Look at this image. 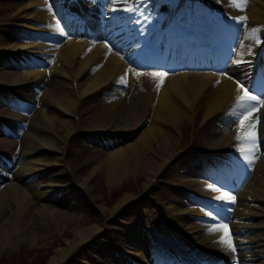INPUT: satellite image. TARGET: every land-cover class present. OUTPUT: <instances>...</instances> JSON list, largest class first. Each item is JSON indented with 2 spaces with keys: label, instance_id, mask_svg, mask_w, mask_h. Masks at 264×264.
<instances>
[{
  "label": "bare ground",
  "instance_id": "obj_1",
  "mask_svg": "<svg viewBox=\"0 0 264 264\" xmlns=\"http://www.w3.org/2000/svg\"><path fill=\"white\" fill-rule=\"evenodd\" d=\"M24 1L23 4L14 2L10 6L8 3L7 6L12 9L16 8L13 14L20 16L25 28V31H22L23 35L25 36V33L29 31L38 39L31 41L39 48L36 50L29 49V51L43 59L44 68L32 70L22 64L25 70L19 73L20 76L17 80L11 71L0 68V85L42 82L45 77V67L51 62V54H56L53 61H57V64L50 66L52 76L48 85L52 93H47L42 97V108L34 113L28 130L25 131L21 139L22 143L19 142L21 144L20 157L23 161L20 162L15 177L13 175L9 183L0 189V253H6L22 242L29 243V247L33 249L45 248L49 246L48 238H53L52 242H49L50 245L57 242L56 246H58L62 242L61 234L68 231L71 232V238L65 240V245L55 248L46 261V264H65L75 250L83 245H91L97 236L103 232L105 217L101 216L93 223L84 225V216L80 219L75 217L71 211L49 210L48 206L40 205L36 208V217L26 222L25 217L30 212L26 204L28 203L27 197L29 195L34 196L33 193L27 194V192L29 190L36 191L37 199L41 200L50 196L56 189L55 184L50 180L44 184L45 186H40L45 188L44 190H37L38 188H35L29 177L44 171L48 172L51 166H58L62 162V157L59 155L55 162L45 163L40 153L46 148L62 150L55 143L57 131L54 130V124L62 120V127L66 131L72 127V121L65 114L73 113L74 110L76 90L73 85L79 82L78 94L80 97H84L92 93L97 87L104 86L112 78L119 76L124 72L126 66H130V69L131 66H135L139 46L133 37L132 26L127 20L123 21V18L126 17L125 9L130 8L133 1L116 0L115 3H110L109 0H90L89 13L85 12V17L93 39L80 36L83 29L81 25L69 22L67 19L63 21L60 19V17H64L60 11L63 0ZM113 8L116 11H113ZM233 13L237 17L242 15L239 10H235ZM244 14L247 16V21L243 27V36H241L240 30L235 29V39L232 44L228 45L222 56L214 59V62L224 64L218 73L177 72L174 75L164 77L162 83H158L159 89L157 86L154 90L151 87L150 91L152 92L149 94H147L146 88H143L146 92L141 89L137 91L139 94L134 97L127 111L125 120L128 123L116 130H133L135 134H140L135 137L134 142L119 147L110 154L107 162L108 168L104 169V176L110 188L114 187L120 180L127 178L130 171L134 172L135 178L138 173L146 172L147 181L144 183V187H146L150 179L164 168L167 159L164 163L160 161L163 159V150L168 149L169 154H171L170 151H174V147H177L179 143L178 138L169 128L170 125L183 133L182 130L185 129L186 123H190L193 117L200 116L201 112H203V116L208 118L231 105L235 95L239 92L237 82L241 83L242 80L247 79L251 69V61L258 52H261V45L256 42V39L260 40L264 37V29L259 27L260 24H264V0H248ZM255 26L259 28L255 29ZM61 29L67 35H61ZM68 34H79L80 38H72ZM53 36H57L59 40L64 39V44L58 46L53 42L45 44L43 41H39L45 40V38H53ZM168 42V39H164L163 44L166 46ZM234 43H236L234 45L235 54L230 56L229 48L230 51H233L232 45ZM110 47L111 52H109ZM23 48L28 49L30 47L20 46L12 42L10 44L8 39L0 36V49L14 53ZM241 58L244 62L237 63L236 61ZM231 60L233 62L228 64ZM26 61L29 67L35 64L30 59ZM94 70H96L95 73H93ZM137 72L134 71V74L130 76L131 84L136 83L141 78L150 77L153 79V83H157L159 79L151 76V72L137 77ZM32 89L33 87L31 90H23L22 92L33 99ZM106 91L107 89L101 91L96 97L99 102L104 99L103 95ZM126 98L111 104L101 105L100 109L92 114V122L97 127L107 129L115 117L120 118ZM154 101L156 104L151 108L150 106ZM49 105H53L55 109H52L51 116H46L50 110L48 109ZM147 108L151 121H147L149 119V116H146ZM261 109V119L263 118L262 121L264 122V106H261ZM215 129L217 131L211 130L209 135L207 132L203 133L201 138L205 141V145L220 149L233 135L226 128L223 130ZM260 132L264 149V123L260 126ZM19 143H13L14 149ZM240 157L242 156L240 155ZM241 161L243 165H249L247 160ZM242 163L234 166V169L239 172L238 177L245 176L243 172L240 173ZM178 168H180L178 171L184 170L182 173L179 172L180 175L183 174L182 177L189 178L195 174L187 163H182ZM223 171L227 174L225 169ZM94 174L95 170L90 173V177ZM0 180L4 181L1 177ZM230 183L240 185L242 181L236 179L230 180ZM80 184L88 188L89 178L81 177ZM202 185L204 186V184ZM230 190L233 191V189ZM223 192L226 191H210L204 186L203 189L201 187L199 193L212 197L216 194L219 196ZM124 204L126 202H123L120 208ZM216 206L218 207V205ZM175 207L172 209L177 213L178 225L182 227L191 241L196 244H205L211 253L219 254L220 257H224L226 262L238 256L252 261L247 257L251 256L254 261L246 264H264L262 259V255H264V230L258 229L264 228V155L255 168L253 178L238 193V207H236V214L231 223L233 233L237 234L234 239L237 245L235 254L227 255L229 250L221 244L211 243L214 238L204 235L209 233V231L204 232L205 229L210 230L222 223L216 221L214 225L208 224V219L211 218L212 214L209 213L207 207L204 210L200 208L182 210L175 209ZM120 213L119 210L115 214ZM47 215H52L56 223L49 225L48 222L41 220ZM188 215H201V222L193 220L192 216ZM253 216L259 218L251 223ZM39 227L45 229V235L37 231ZM254 228L259 231L256 235L253 231ZM17 232L22 234L16 236ZM218 234L221 239L223 233L219 232ZM124 237L125 240L120 243L121 247L117 249L118 257L123 258L124 254L138 257L142 251L141 246H145V244L136 240L132 234L124 235ZM23 238H27L28 242ZM248 249L250 251L244 254Z\"/></svg>",
  "mask_w": 264,
  "mask_h": 264
},
{
  "label": "rangeland",
  "instance_id": "obj_2",
  "mask_svg": "<svg viewBox=\"0 0 264 264\" xmlns=\"http://www.w3.org/2000/svg\"><path fill=\"white\" fill-rule=\"evenodd\" d=\"M10 1H13V0H10ZM3 26H4V24L1 23L0 28ZM2 35L5 36L6 33L2 32ZM1 59H2V57L0 56V60ZM138 85H140V84H138ZM144 86L148 87L149 83L148 82L144 83ZM133 94H134V92H133ZM130 102H131V99L127 103H130ZM2 107L5 108V106H2ZM4 111H6V109L0 108V115H4V113H3ZM126 121L127 120H125V122ZM129 122H131V121L129 120ZM127 123H128V121L124 124H127ZM64 133H65V129H63L60 132L59 136L62 137L64 135ZM64 139H65V137H64ZM201 143H203V142L201 141ZM59 145L61 146L62 143H60ZM13 149L14 148L11 147V144L8 146L4 142L2 143L0 140V151L3 150V151L13 153L14 152ZM102 152H103V156L105 157V159H107L108 158V152L106 153L104 150L103 151L94 150L91 153L87 154L84 158H81L80 160H79L77 155H73L71 158V163L75 167H78V168H80L82 165H85L86 163L92 162V164H93V162L96 161L98 154H100ZM47 156H49L51 158L49 159L46 156H42L43 160L47 163L49 161L51 163H53V160H54L56 154L53 153L52 156H50V155H47ZM191 162H193L194 164L199 163L198 161L196 162L195 160H191ZM59 172L60 171H56L53 168L51 171H49L47 173L40 174L38 177H36L35 185L37 187H39L42 184L47 183L50 179L49 175H52L53 181H55V183L59 184L60 186H63L65 184L66 179L63 178L64 175L59 174ZM90 173H91V169L88 170L86 177H88L90 175ZM178 173H179L178 171H175L172 169L171 170V177L174 180H177L178 179V177H177ZM129 174L132 175L133 171H130ZM101 182H102V179L99 180V183H101ZM92 188H93V186H92ZM98 188H99V186H98ZM111 189L112 188H110L109 186H104L103 192H102V190H100L99 192H97V193L95 192V193L97 194V197L99 200H101V202H105V200L107 201V197L109 198L110 195L111 196L109 199L118 200L120 197L119 193L117 191H114L111 194ZM37 190H44V189H37ZM163 191H165V190H163ZM72 192H73V189H70L69 191L63 192L62 195L57 194V196H55L53 198L51 195L49 198L38 200L36 191L29 190L27 192V194L33 193L34 196L29 195L27 197L28 203H26V204L29 207L30 212H28V214L26 215L25 221L27 222L28 220H32L33 217H36V208H38V206H40V205H45L46 207L49 206L51 209H60L62 211H65V210L71 211V213L75 217L80 218V219L82 218V216L86 215L83 224L87 225V224L93 223L99 216H97L95 211L90 209L89 204L87 202H85L80 195L74 196L73 194H71ZM181 209H189V208H188V205L185 203L184 207ZM41 220L48 222L49 225L54 224V221L49 216H44V218ZM109 224L111 225L112 229H114V233L112 235H110L109 237H111V239H113V241H115L117 243L120 242L122 237H121V235H119V233L126 230L125 227L117 224L116 221H113V219H111V218L109 219ZM37 231L42 233L43 235L46 234L45 229L42 227H39V229H37ZM10 233H11V231H10ZM18 233L22 234L21 232H18ZM103 237L108 242H111V240L108 238V236L107 237L103 236ZM60 238L62 239V242L59 243L58 246H56L57 242H54L52 245H50L49 242H52L53 238H51V239L48 238L47 240H49V241H47V243L49 246H47L45 248L39 247L37 249H33V248L29 247V243L28 244L24 243L23 258H25L27 260V264H33L32 263V260H33L32 257H34V255H36L38 253L39 254V258L37 260L38 263H41V264L45 263L46 264V261L48 260L50 255H52L55 248H58L60 246L65 245V240L71 238V232L64 231L61 234ZM26 242H28L27 238H26ZM111 243H113V242H111ZM109 249H110V247H103L101 241L100 242L95 241L94 246H88L85 248L78 249V252H79L78 257L71 256V259L66 264H80V262L83 264H84V262L88 263V264H97L96 262L92 261V259H94V258H98V260H100L101 262H104L106 264H120L118 261L115 260L111 249L110 250ZM15 250L16 249L13 248L12 250H8L6 252V254L9 257H11L12 260L16 259V255L14 254ZM34 251H36L37 253H34ZM115 257H117V255H115ZM77 258H79V259H77ZM106 259H107V261H106ZM121 264H123V263L121 262Z\"/></svg>",
  "mask_w": 264,
  "mask_h": 264
},
{
  "label": "snow or ice",
  "instance_id": "obj_3",
  "mask_svg": "<svg viewBox=\"0 0 264 264\" xmlns=\"http://www.w3.org/2000/svg\"><path fill=\"white\" fill-rule=\"evenodd\" d=\"M110 3H115L116 0H109ZM248 0H229L230 6L235 7L239 11H246ZM113 11H116L115 8L112 9ZM126 11H134V9H125ZM238 23H240L242 26L246 24L247 16H242L235 18ZM259 31V30H254ZM61 35H67L62 29L60 30ZM251 38V37H250ZM256 42L259 43V39H256ZM111 47L109 48V52H111ZM237 63L244 62L241 59L236 61ZM143 75L141 72H137L136 76L139 77ZM151 76L154 78H160L161 83L163 81V78L168 75L167 72L164 71H155L150 73ZM232 78V77H229ZM117 83L126 86V74L121 76ZM238 83V91H242L243 95L237 96L236 98V104L231 109L230 115L235 116L237 119L235 120V123L239 125L241 129V135L238 137V140H243L248 147L246 149H241L242 152H246L247 154L244 156V159L248 161V163H253V161L257 158L255 156V150L258 147L257 143V133L255 130V122H252L253 113L259 111V108L261 106H264V96H261L258 94H252L249 92L247 88L243 86V84ZM257 87H260L262 91H264V83H261L259 85H256ZM160 85H157V88L159 89ZM240 110V111H238ZM247 122V124H246ZM258 122V121H256ZM251 155V159H249V156ZM213 191H219V189H213ZM217 200H223L230 203H235V197L230 195L228 192H223L221 195L216 197ZM231 209H229L230 211ZM217 232L220 233H228V225L227 223H219L214 228H211L209 230L208 234H215ZM221 245H223L227 250L235 253L237 251L235 245L232 243L231 236H227V239L222 237L219 241H217Z\"/></svg>",
  "mask_w": 264,
  "mask_h": 264
}]
</instances>
